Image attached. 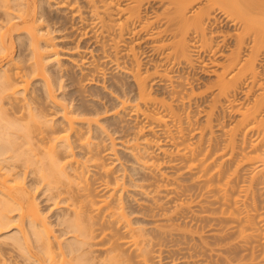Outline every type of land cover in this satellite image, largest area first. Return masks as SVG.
<instances>
[{
  "label": "bare ground",
  "instance_id": "1",
  "mask_svg": "<svg viewBox=\"0 0 264 264\" xmlns=\"http://www.w3.org/2000/svg\"><path fill=\"white\" fill-rule=\"evenodd\" d=\"M262 62L264 0H0V264H264Z\"/></svg>",
  "mask_w": 264,
  "mask_h": 264
},
{
  "label": "rangeland",
  "instance_id": "2",
  "mask_svg": "<svg viewBox=\"0 0 264 264\" xmlns=\"http://www.w3.org/2000/svg\"><path fill=\"white\" fill-rule=\"evenodd\" d=\"M52 13H53V15H54V17H56V18H60L59 20H61V24L63 23V25H67V30H65V31H69V33H71V34H76V38H75V36H74V39H73V36H70L71 38H70V40H69V38L67 39L68 40V43H74V42H76L75 41V39L77 40V36L78 35H80V32H82L83 30H80L79 29V31H75V30H71V29H73V24H75L77 21L75 20V19H73L72 17H71V15L70 14H68L67 15V13L66 12H64V11H54V9L51 11ZM63 14V15H62ZM56 15H58V16H56ZM61 15V16H60ZM55 18V20H58V19H56ZM73 23H72V22ZM71 24V25H70ZM79 24H77V26H78ZM216 25V24H215ZM70 26V27H69ZM216 26H219V25H216ZM76 27V26H75ZM71 31H70V30ZM78 34V35H77ZM17 39V38H16ZM73 39V42H71V40ZM82 40L80 41L81 43H83V45H85L86 43L84 42V41H86V39L85 38H81ZM84 39V40H83ZM66 40V41H67ZM70 41V42H69ZM17 42H18V40H17ZM89 45H91V43H88V46ZM87 46V45H86ZM93 47V46H92ZM224 48V47H223ZM96 52V51H95ZM195 56V66H194V68H188L187 70H185V74H189V76L191 77V79L194 81L193 83L194 84H196L195 86L196 87H198V89L200 90H206L207 89V86L208 85H210L211 83H210V81H212L213 80V78L215 77V71L216 70H219L220 68H219V66H217V65H207L208 67H204V68H201L199 65H200V56L199 55H194ZM216 58H218V60H220V61H222V59H221V57L220 56H217ZM68 61V62H67ZM65 62L68 64L69 63V58L68 59H66L65 60ZM263 63V62H262ZM261 63V69L263 68L262 66L264 65V63L262 64ZM68 66H69V64H68ZM264 69V68H263ZM188 71V72H187ZM187 72V73H186ZM74 74V73H73ZM75 76H77V75H75L74 74V77ZM261 77H263L264 78V70H262L261 71V75H260ZM75 78H77V77H75ZM262 79V78H261ZM99 87V86H98ZM98 87H96V89L98 88ZM245 90H244V89ZM98 90L99 91H101V89H100V87L98 88ZM102 90H103V88H102ZM241 90V91H240ZM244 90V91H243ZM207 91H209V89L207 90ZM207 91H205V92H207ZM246 91V87L243 85L239 90H238V92H237V98H239V97H244V95H245V92ZM102 92H104V91H102ZM203 93L204 95H203V97L205 98H203V100L202 101H205V103L203 102V103H201V105L200 106H198V108H196V106L195 107H193V109L192 110H194V111H196V109H197V111H196V114L198 113V110L200 109H203L204 107H205V105H206V101L208 100H210L211 98V91H209V92H207V94L206 93ZM59 93V92H58ZM107 93V92H106ZM253 94H251V96H252ZM242 97V98H243ZM245 100V99H244ZM208 103V102H207ZM193 114H195V113H193ZM196 114H195V117H196ZM233 117H231V118H229V114H228V117H227V119H228V122H230V121H232L234 118H236L237 117V114H235V115H232ZM235 116V117H234ZM198 117V118H197ZM197 117L195 118V121L196 122H198V124L200 123V122H202L203 121V115L202 114H200V113H198L197 114ZM201 124V123H200ZM119 149H120V153L121 152H124L125 153V151H124V149H122V147H119ZM123 154V153H122ZM123 160H124V162H125V158H123ZM122 160V161H123ZM126 164H127V161L125 162ZM128 164H129V161H128ZM127 164V165H128ZM130 165V164H129ZM31 177V179H32V176H30ZM30 177H28V181H29V179H30ZM31 182V181H30ZM29 182V183H30ZM41 189V188H40ZM42 193H40V191H38L37 192V195H38V198H39V201H41V206H43V208H46L47 209V206L49 205V203L50 202H47V200H46V196H42L41 195ZM48 210V209H47ZM48 214H49V216H53L54 214H51L50 212H48ZM56 216V215H55ZM50 220H52L53 222H54V224L56 223V218L53 216V217H51L50 218ZM12 227V226H11ZM62 226H57V225H55V228H61ZM9 228V229H8ZM3 230V231H2ZM1 230V232H0V237H3V236H5V234L6 235H8V234H10V233H12L13 231H15L16 230V228L15 227H12V228H10V227H7V228H3ZM8 231V232H7ZM16 232V231H15ZM59 232V231H58ZM64 237H68V235H66V236H64Z\"/></svg>",
  "mask_w": 264,
  "mask_h": 264
}]
</instances>
